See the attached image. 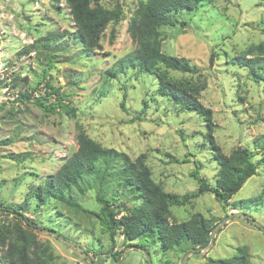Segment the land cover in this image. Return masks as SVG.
Returning <instances> with one entry per match:
<instances>
[{
    "label": "rangeland",
    "instance_id": "1",
    "mask_svg": "<svg viewBox=\"0 0 264 264\" xmlns=\"http://www.w3.org/2000/svg\"><path fill=\"white\" fill-rule=\"evenodd\" d=\"M145 1L91 0L108 10L118 4L124 19L106 27L100 49L87 52L73 35L75 27L64 0L59 4L51 0H0L2 205L21 204L28 191L53 175L77 149L79 128L104 148L126 153L131 160L142 156L153 182L165 193L178 197L195 193L197 179L214 186L219 170L215 148L226 156L247 148L254 154L256 173L229 204H244L261 192L264 80L252 78L235 58L264 45V0H204L193 11L172 16L185 26L175 23L159 29L161 52L185 58L198 73L181 74L160 67L157 75L191 82L204 80L206 87L199 101L211 110V128L196 113L181 111L160 97L156 74L132 67L114 76L108 73L115 62L134 51L127 27L137 5ZM49 33L66 37L46 50L20 53ZM36 102L46 106L63 102L73 113H48ZM72 198L79 208L49 199L33 214L36 204L31 200L29 211L24 213L34 224L23 219L24 225L35 228L39 252L47 251L54 257L47 264H118L122 255L120 264H148L145 252L135 247L136 242L128 246L119 232L112 241L100 218L85 213H100L94 189L84 196L73 191ZM170 211V222L175 223L195 213L215 218L216 226L231 217L219 227L213 245L201 256L187 258L185 264H209L208 258L229 259L239 248H246L248 264H264V231L253 223L264 228V205L223 208L207 192L185 206H172ZM12 224V216L0 211V230ZM47 228L60 231L66 241ZM2 237L0 258L6 246ZM153 248L147 253L151 264H182L187 253L197 252L189 242L167 252ZM120 252L116 261L115 255Z\"/></svg>",
    "mask_w": 264,
    "mask_h": 264
},
{
    "label": "trees",
    "instance_id": "2",
    "mask_svg": "<svg viewBox=\"0 0 264 264\" xmlns=\"http://www.w3.org/2000/svg\"><path fill=\"white\" fill-rule=\"evenodd\" d=\"M64 1L75 27L73 35L87 52L100 49V37L106 27L109 24L116 25L124 19L118 4L108 10L98 3L92 4L91 0ZM203 1L146 0L139 3L127 27L135 46L134 51L115 62L113 70L108 73L114 76L117 72L132 67L140 72L157 75L159 68L164 67L181 74H197L198 70L185 58L167 56L161 52L162 40L159 29L162 26H173L175 23L185 26L186 23L179 22L172 16L182 11H193ZM51 2L59 4L60 0ZM62 37L66 36L49 33L23 48L20 53L28 55L37 48L46 50L53 47ZM247 53L235 58V62L247 68L252 78L264 80V45L261 44ZM48 62L51 63V59ZM157 81V93L160 97L167 98L181 111L196 113L204 118L211 128V110L205 108L199 101L200 93L206 87L204 80L191 82L162 75L158 76ZM36 104L48 113L61 112L68 116L73 113V109L63 102L47 106L41 102ZM121 108L125 109L124 101ZM180 135L183 137L182 133ZM76 141L77 149L71 156L53 175L45 178L42 184L28 191L21 204L8 207L0 202V211L4 210L13 220L10 227L7 225L6 229L0 230V235H3L2 243L6 245L0 258L3 264H47L54 258L47 254V251L39 252L33 231L35 228L23 224L24 219L34 225L32 220L24 217V213L30 209L31 200L36 204L33 214H36V209L44 206L49 199L79 208V204L72 198L73 191L84 196L88 190L94 189L100 213L90 211L85 213L100 218L101 225L108 230L112 241L116 232H119L128 246L136 242L135 247L142 249L146 254L149 253L150 247L167 252L183 242L191 243L197 252L208 245L209 234L216 226L217 220L195 213L186 221L170 222L172 206H185L207 192L213 194L223 208L231 206L249 209L250 206L264 205V186L257 196L248 199L244 204L240 205L237 202L229 204L232 196L256 173V166L252 162L254 154L247 148L236 149L227 156L220 154L215 148L219 170L214 186H209L203 179H197L194 175L199 183L198 190L178 197L165 193L153 182L142 156L131 160L126 153L104 148L89 139L81 128L78 130ZM259 163L264 166V155ZM127 204L131 206L127 207ZM47 229L56 232L58 237L62 235L66 241L67 238L60 231ZM5 239L7 243L4 242ZM245 249L239 248L229 259L208 258L207 262L248 264ZM121 253L115 255L116 261L119 260Z\"/></svg>",
    "mask_w": 264,
    "mask_h": 264
},
{
    "label": "water",
    "instance_id": "3",
    "mask_svg": "<svg viewBox=\"0 0 264 264\" xmlns=\"http://www.w3.org/2000/svg\"><path fill=\"white\" fill-rule=\"evenodd\" d=\"M236 215H241V216H243V217H247L246 215H243V214H241V213H237ZM230 218H231L230 216L226 217L224 220H222V221L220 222L219 225L215 226L214 229H213V230L211 231V233L209 234V243H208V245H207L206 247H204V248H203L201 251H199V252H189V253H187L186 256L184 257L183 261H182V264H185L187 258H189L190 256H193V257H199V256H201V255L203 254L204 251L208 250V249L213 245L214 237H215L217 231L219 230V227H220V226H224L225 223H226ZM253 223H254L258 228L263 229V231H264V228H263L261 225L257 224L256 222H253ZM139 250H141V251L144 253V251H143L142 249H139ZM144 254H145V258H146L147 263H148V264H151V260H150L149 255L146 254V253H144ZM122 259H123V255H122L121 259L119 260L118 264H120V263L122 262ZM90 264H92L91 261H90Z\"/></svg>",
    "mask_w": 264,
    "mask_h": 264
}]
</instances>
